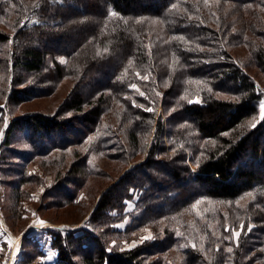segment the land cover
<instances>
[{
    "label": "trees",
    "instance_id": "1",
    "mask_svg": "<svg viewBox=\"0 0 264 264\" xmlns=\"http://www.w3.org/2000/svg\"><path fill=\"white\" fill-rule=\"evenodd\" d=\"M253 69L264 72V0H0V130L7 111L75 81L54 116L10 122L11 198L39 182L13 160L57 169L53 207L79 205L93 181L96 190L134 164L102 191L86 229L47 230L56 264H264V249L232 239L240 224L264 232V95ZM197 207L219 223L188 222ZM144 228L152 238L121 248ZM22 250L20 264H48L36 236Z\"/></svg>",
    "mask_w": 264,
    "mask_h": 264
},
{
    "label": "rangeland",
    "instance_id": "2",
    "mask_svg": "<svg viewBox=\"0 0 264 264\" xmlns=\"http://www.w3.org/2000/svg\"><path fill=\"white\" fill-rule=\"evenodd\" d=\"M242 51L246 54V49L242 48ZM64 60L66 59H62V61ZM252 72L259 79L260 88L264 95V72L258 69H253ZM9 78L11 81L13 78L12 74H10ZM1 82L2 76H0V83ZM74 86L75 81L70 79L65 80L53 95L34 98L31 101L25 103L22 108L14 110V114H9L7 111L8 108L6 109L5 103L2 104V108L7 112L5 113V122L2 129L0 130V264H20L21 252L23 251L22 241L25 235L36 236L40 240L42 250L46 252V257L43 260L48 264H56L58 257L57 251L51 246L52 241L47 230L81 231L82 228L86 229V223L88 222L91 213L96 207L97 202L102 195V191H104L107 187H110L114 183V179H118V176L120 177L121 175H123L125 171L130 168V166L134 165L132 164L129 167L122 169L120 168V170L115 173L112 168L111 172L113 174H111V176L113 180H109L106 183L104 182V184L96 190L95 188L97 186V180L93 181V193H87L86 190H82L77 195V201L80 203L79 205L63 207L59 203L60 206L53 207L51 203L53 198L49 196V194H51V192L53 190H56V188H58L59 186V183L56 181L57 171H54L57 169L50 168L49 166L46 167L44 164L40 163V159H35L32 162L25 164L26 166H20L21 160H13L14 162H16V164H18V169L22 170L25 168V174L27 176L33 175L38 177L39 182H32L34 184L28 186L29 196L21 200L19 204L15 199L11 198L13 193L12 186L8 183V178L2 177V173L4 170V166L2 165V157L4 156L3 144L6 139V130L8 129L10 122L13 121V119L15 118L14 116L17 117L29 111L54 116L65 99L69 96ZM3 87H0V90H2ZM199 100L200 99H197V101ZM262 105H264V97L261 101L258 120H262L261 117L264 116V108H262ZM65 115L66 118H70L73 116V114ZM158 117H162L165 119L166 115L164 113L163 107L158 108ZM151 131L152 135L150 138H148L150 144H152V142L154 141L155 129H152ZM17 146L20 148H27L25 142H19L17 143ZM74 150L76 149H73L72 151ZM10 158L12 157L10 156ZM71 158H68L69 162L71 161ZM66 173L67 172H64L63 175ZM58 192L59 191H54L53 194H56ZM66 196L67 195L65 194L63 195V197ZM247 203L248 200H244L240 202V205L245 207ZM218 205L219 204H214L210 207H207L205 209V212L215 209L216 207H218ZM134 207V202H130L128 206V212L133 211ZM196 210L197 217L189 216L187 218L188 222H197L198 224L203 226L204 223L212 225H216L219 223V220H216L211 216L210 218H208L209 214L204 215V211L200 210L198 207L196 208ZM223 212H225V210H223ZM131 221V218L128 217L125 221L119 223L117 225V228L119 230H125V228L131 223ZM254 225L255 224H251L250 226L246 224H240L238 228L233 230L232 234V239L236 244H240L242 240H247L246 243L248 244V248L251 250L250 253H253L260 249H264V232H256L257 230H252ZM214 228H217V226H214ZM254 228H256V226ZM216 233L219 237H222V235H220L218 231ZM153 235L154 231L151 228L141 229L135 232L131 236V239L129 241H123V243H121V248L129 249L139 246L145 240L152 238ZM247 235H249V239L246 238ZM19 240H21V244L17 248ZM27 244L25 246L28 247H26L25 251L30 252V250H32V245L29 243ZM176 261L179 264V260L177 259Z\"/></svg>",
    "mask_w": 264,
    "mask_h": 264
},
{
    "label": "snow or ice",
    "instance_id": "3",
    "mask_svg": "<svg viewBox=\"0 0 264 264\" xmlns=\"http://www.w3.org/2000/svg\"><path fill=\"white\" fill-rule=\"evenodd\" d=\"M133 87L135 86L133 85ZM262 108H264V105H262ZM261 118L264 119V116H262ZM229 251H231V249H229Z\"/></svg>",
    "mask_w": 264,
    "mask_h": 264
},
{
    "label": "crops",
    "instance_id": "4",
    "mask_svg": "<svg viewBox=\"0 0 264 264\" xmlns=\"http://www.w3.org/2000/svg\"><path fill=\"white\" fill-rule=\"evenodd\" d=\"M20 244H21V240H19V243H18V245H17V248L19 247Z\"/></svg>",
    "mask_w": 264,
    "mask_h": 264
},
{
    "label": "bare ground",
    "instance_id": "5",
    "mask_svg": "<svg viewBox=\"0 0 264 264\" xmlns=\"http://www.w3.org/2000/svg\"><path fill=\"white\" fill-rule=\"evenodd\" d=\"M12 262V261H11Z\"/></svg>",
    "mask_w": 264,
    "mask_h": 264
}]
</instances>
